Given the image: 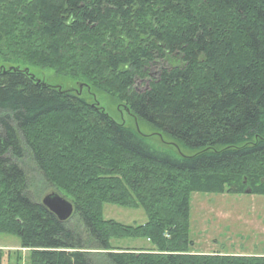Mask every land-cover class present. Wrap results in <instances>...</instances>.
Masks as SVG:
<instances>
[{
	"label": "trees",
	"instance_id": "trees-1",
	"mask_svg": "<svg viewBox=\"0 0 264 264\" xmlns=\"http://www.w3.org/2000/svg\"><path fill=\"white\" fill-rule=\"evenodd\" d=\"M13 63L53 69L93 102ZM41 175L74 203L68 220L34 199ZM247 188L264 196V0H0V234L20 238L27 264H264L191 251L192 194ZM106 203L147 221L104 219Z\"/></svg>",
	"mask_w": 264,
	"mask_h": 264
},
{
	"label": "rangeland",
	"instance_id": "rangeland-1",
	"mask_svg": "<svg viewBox=\"0 0 264 264\" xmlns=\"http://www.w3.org/2000/svg\"><path fill=\"white\" fill-rule=\"evenodd\" d=\"M12 66L28 69L36 79L61 86L66 90L79 88L75 80L58 75L50 68H40L24 63H13ZM142 84L144 83L137 81L138 91L144 89L145 86ZM79 93L93 102L87 92L84 93L82 90ZM93 98L98 101V106L103 107L114 120L132 125V116L124 106L117 105L106 95L94 94ZM138 126L142 134L152 137L151 140L154 141L156 147L169 146L166 140H160L158 132L154 131L150 125L140 121ZM44 180L41 175L32 183V192L40 194L39 197H34L35 200L42 201L45 195L56 191L50 183ZM103 217L126 225H141L147 221V215L142 208L123 207L111 203L104 204ZM190 224V237L193 241L192 253L239 254L254 251L255 255L264 254L263 195L194 192L191 196ZM20 241L18 236L0 234V264H27L29 250L22 248ZM112 244L116 249L141 250L152 247L151 243L143 238H114Z\"/></svg>",
	"mask_w": 264,
	"mask_h": 264
},
{
	"label": "water",
	"instance_id": "water-1",
	"mask_svg": "<svg viewBox=\"0 0 264 264\" xmlns=\"http://www.w3.org/2000/svg\"><path fill=\"white\" fill-rule=\"evenodd\" d=\"M82 88L83 85H79L80 91ZM251 191V188L246 189V193H251ZM41 203L60 221L68 220L74 212V203L57 191L45 195Z\"/></svg>",
	"mask_w": 264,
	"mask_h": 264
},
{
	"label": "crops",
	"instance_id": "crops-1",
	"mask_svg": "<svg viewBox=\"0 0 264 264\" xmlns=\"http://www.w3.org/2000/svg\"><path fill=\"white\" fill-rule=\"evenodd\" d=\"M263 234H264V226H263ZM200 252H202V251L200 250ZM207 253H211V252H205V254H207ZM258 253H262V252H258ZM239 254L255 255L254 251L253 252H247V253H239ZM257 255H260V254H257Z\"/></svg>",
	"mask_w": 264,
	"mask_h": 264
},
{
	"label": "bare ground",
	"instance_id": "bare-ground-1",
	"mask_svg": "<svg viewBox=\"0 0 264 264\" xmlns=\"http://www.w3.org/2000/svg\"><path fill=\"white\" fill-rule=\"evenodd\" d=\"M58 192V191H57ZM60 193V192H59Z\"/></svg>",
	"mask_w": 264,
	"mask_h": 264
},
{
	"label": "flooded vegetation",
	"instance_id": "flooded-vegetation-1",
	"mask_svg": "<svg viewBox=\"0 0 264 264\" xmlns=\"http://www.w3.org/2000/svg\"><path fill=\"white\" fill-rule=\"evenodd\" d=\"M139 91H141V90H139Z\"/></svg>",
	"mask_w": 264,
	"mask_h": 264
}]
</instances>
